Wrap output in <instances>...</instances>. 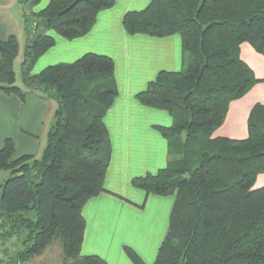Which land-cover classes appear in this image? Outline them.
<instances>
[{
  "label": "trees",
  "instance_id": "16d2710c",
  "mask_svg": "<svg viewBox=\"0 0 264 264\" xmlns=\"http://www.w3.org/2000/svg\"><path fill=\"white\" fill-rule=\"evenodd\" d=\"M17 1L24 8L39 0ZM113 4L49 0L32 12L33 35L20 64L25 89L15 84L18 41L13 34L0 39V90L21 100L38 92L56 104L38 157L16 156L8 137L0 147V170L9 172L0 185L2 264H28L56 240L61 264H108L81 255L80 248L82 207L105 191L111 146L103 118L117 95L114 62L88 52L35 74L31 68L54 45L47 30L66 39L82 36ZM122 26L128 34H177L190 57L186 70H161L135 94L141 104L172 117L170 126H154L167 141V164L130 181L146 194L174 195L152 264H264V186L252 188L264 172V106L250 111L246 138L212 137L229 102L258 81L239 47L248 42L264 56V0H151L126 12ZM12 239L23 248H4ZM124 252L132 264H146L133 249Z\"/></svg>",
  "mask_w": 264,
  "mask_h": 264
},
{
  "label": "crops",
  "instance_id": "0c3cea01",
  "mask_svg": "<svg viewBox=\"0 0 264 264\" xmlns=\"http://www.w3.org/2000/svg\"><path fill=\"white\" fill-rule=\"evenodd\" d=\"M150 1L114 0L112 7L97 13L86 34L73 39L47 30L54 37V45L31 68L35 74L48 64L71 62L88 52L109 56L114 62L117 95L103 118L111 146L105 191L89 198L82 207L85 228L80 248L81 255L94 254L108 264H132L124 247L133 249L146 264H152L174 201V195L146 194L130 183L133 177L155 173L167 164V141L154 126L172 124L167 111L141 104L135 94L144 90L159 71L184 70L190 60L182 51L177 34L156 37L124 30L123 15L145 8ZM48 2L39 0L22 8L17 0H0V39L13 34L18 41L13 69L33 35V26L24 21L25 14L42 9ZM239 56L258 81L243 96L229 102L224 120L212 137L246 138L250 111L255 105L264 106V56L248 42L240 44ZM55 106L52 99L38 92L28 91L21 100L0 90V147L8 137L14 141L16 156L38 157ZM8 176V171L0 170V185ZM263 186L261 172L253 188Z\"/></svg>",
  "mask_w": 264,
  "mask_h": 264
},
{
  "label": "rangeland",
  "instance_id": "374dc122",
  "mask_svg": "<svg viewBox=\"0 0 264 264\" xmlns=\"http://www.w3.org/2000/svg\"><path fill=\"white\" fill-rule=\"evenodd\" d=\"M32 12H34V11H29L27 13V14H29L27 17L28 21H29L28 23H30L34 20L33 16L31 15ZM35 12H37V11H35ZM21 60H22V55L20 54L19 57L16 59L15 65H14L15 84L18 85L19 87L25 89V87L21 81V75H20ZM54 63H56V62H54ZM48 65H50V64H48ZM187 67H188V65H187ZM187 67L184 70H186ZM252 188H253V186H252ZM4 248H7L9 251L13 252L16 249H21L23 247H22V245H20L19 241L16 242L14 239H12V241H7L5 243ZM0 249H3V247H0ZM1 256H2V254L0 252V257ZM62 259H63L62 249L60 247L59 241L56 240V241H53L41 254L32 257L29 260L28 264H39V263L61 264Z\"/></svg>",
  "mask_w": 264,
  "mask_h": 264
}]
</instances>
